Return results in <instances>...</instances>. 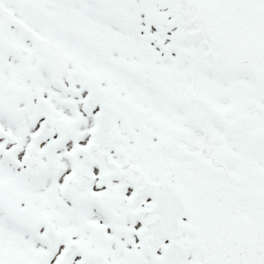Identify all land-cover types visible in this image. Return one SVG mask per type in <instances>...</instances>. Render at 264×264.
<instances>
[{
	"label": "snow or ice",
	"instance_id": "snow-or-ice-1",
	"mask_svg": "<svg viewBox=\"0 0 264 264\" xmlns=\"http://www.w3.org/2000/svg\"><path fill=\"white\" fill-rule=\"evenodd\" d=\"M0 264H264V0H0Z\"/></svg>",
	"mask_w": 264,
	"mask_h": 264
}]
</instances>
